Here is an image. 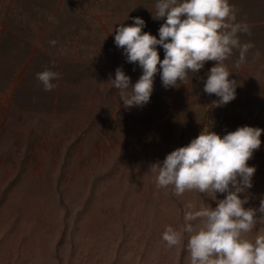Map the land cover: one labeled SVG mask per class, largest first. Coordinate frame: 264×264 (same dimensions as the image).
Wrapping results in <instances>:
<instances>
[{"label": "rangeland", "instance_id": "obj_1", "mask_svg": "<svg viewBox=\"0 0 264 264\" xmlns=\"http://www.w3.org/2000/svg\"><path fill=\"white\" fill-rule=\"evenodd\" d=\"M156 3L0 0V264H189L187 238L169 248L162 234L183 232L186 211L216 203L159 188L151 166L202 128L221 137L264 129V0H229L235 23L249 28L241 45H254L244 62L236 49L224 61L239 84L233 101L211 107L219 98L204 92L209 61L176 88L158 72L150 102L126 109L106 83L122 68L134 85L142 69L115 46V31L139 17L159 39ZM46 69L59 73L52 91L36 79ZM260 140L245 208L264 199V132Z\"/></svg>", "mask_w": 264, "mask_h": 264}, {"label": "clouds", "instance_id": "obj_2", "mask_svg": "<svg viewBox=\"0 0 264 264\" xmlns=\"http://www.w3.org/2000/svg\"><path fill=\"white\" fill-rule=\"evenodd\" d=\"M153 19L165 21L158 30L159 39L142 31L146 25L139 17L132 26L121 25L115 31V46L124 50L128 63L142 69L134 85L122 68L106 83L117 90L126 109L150 102L158 72L165 89L176 88L209 61L215 66L204 81V92L219 98L211 107H222L236 98L239 84L230 79L224 61L236 49L239 61L244 62L254 45H241L238 33H248L249 28L235 23V9L229 0H157ZM157 46L164 50L162 61ZM36 79L45 91H52L59 73L46 69L37 73ZM262 132L264 129L243 126L221 137L202 128L187 146L151 166L157 172L159 188L171 186L177 196L196 191L216 203L213 209L202 201L199 210L186 211L183 232L168 226L162 234L169 248L187 238L189 264H264V234L257 230L264 222V199L259 208H245L248 198L241 199L252 187L256 169L249 167L248 161L260 148ZM218 193L225 198L217 200ZM254 230L255 240L251 241L246 237Z\"/></svg>", "mask_w": 264, "mask_h": 264}]
</instances>
